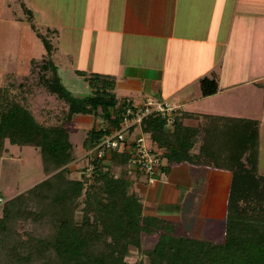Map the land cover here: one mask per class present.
Masks as SVG:
<instances>
[{"label":"trees","instance_id":"trees-1","mask_svg":"<svg viewBox=\"0 0 264 264\" xmlns=\"http://www.w3.org/2000/svg\"><path fill=\"white\" fill-rule=\"evenodd\" d=\"M44 48L49 53L46 42ZM31 64L35 85L64 109L52 122H39L30 111L28 91L23 96L0 87V156L6 144L32 147L43 176L2 204L0 264H264V176L255 171V121L205 117L189 127L183 123L189 115L177 113L169 125L157 114L141 121V131L161 151V173L179 164L230 172L222 241L191 238L174 222L143 214L134 191L140 176L126 174L129 154L110 152L107 161L92 162L89 177L84 168L77 178L71 176L68 167L76 158L68 127L72 117L92 120L81 135V152L120 128L114 77L75 69L71 73L77 79L67 90L65 74L48 60ZM198 87L201 97L213 95L214 75L202 77Z\"/></svg>","mask_w":264,"mask_h":264},{"label":"crops","instance_id":"crops-1","mask_svg":"<svg viewBox=\"0 0 264 264\" xmlns=\"http://www.w3.org/2000/svg\"><path fill=\"white\" fill-rule=\"evenodd\" d=\"M240 2L236 17L237 0L232 5L231 0H119L112 10L113 28L108 29L102 23L106 8L95 18L101 23L94 34V61H103L95 67L100 74L114 77V89L131 91L136 98L129 99L132 103L147 98L172 103L177 106V114L189 115L183 119L186 126L196 127L205 117L255 121L258 145L255 171L264 176L261 172L264 137L259 134L264 133V128L260 129L264 127L261 106L252 109L257 115L255 120L220 114L225 106L236 101L231 95L234 90L239 102L256 97L257 105L262 100L264 103V86L247 87L264 78V0ZM252 6L254 22L246 16ZM90 11L94 15L95 8ZM236 31L239 35L233 40ZM122 52L128 59L125 64L118 62ZM155 54L159 57L158 64L149 65ZM139 56L144 59L142 63L136 62ZM226 56L232 61L238 56V64L227 63ZM76 69L82 71L81 67ZM212 73H216L217 90L213 95L201 97L198 81ZM151 93L158 98H152ZM212 98H217L214 102L217 108L209 101ZM173 100L188 105L190 111L181 110ZM212 108L215 112L208 110ZM90 122L87 116H74L69 126L75 130L89 129L86 125ZM229 181L230 172L226 170L179 164L172 165L166 174L161 173L152 185L140 176L134 191L142 200L143 214L174 223L184 216L187 234L196 237L204 219L224 221Z\"/></svg>","mask_w":264,"mask_h":264},{"label":"rangeland","instance_id":"rangeland-1","mask_svg":"<svg viewBox=\"0 0 264 264\" xmlns=\"http://www.w3.org/2000/svg\"><path fill=\"white\" fill-rule=\"evenodd\" d=\"M118 1L119 0H0V87L8 88L12 93L20 92L23 96L26 91H28V105L32 115L37 121L50 123L53 120V116L59 117L61 111L64 109V105L61 101L48 95L35 85L37 73L31 61L40 63L42 59L48 60L57 70L61 71L59 72L60 75L65 74L62 81L67 90L70 89V86H72L77 79L71 73L77 67H81L82 71L85 72L100 71L95 66L101 65L103 61L101 59H99V61H94V45L96 42L94 34L96 30H100L99 24L101 22L98 23V21L95 20L101 16L102 10L106 8L102 23L106 25L108 29L113 28L112 19L114 11L112 10L113 6L116 7L118 5ZM237 1L238 4L234 12L236 17L239 16L238 9L242 4L240 0ZM232 3L233 0H231L230 4L232 5ZM102 4H104L105 7L102 6ZM94 8V15L91 16L92 13L90 10ZM254 9L255 8L252 6L248 8L249 12L246 13V16L252 17L253 22L255 18ZM238 35L236 31L234 37H232L233 40H237ZM44 42L50 47L49 53L44 48ZM143 60L144 59L140 56L136 58V62L142 63ZM225 60L230 64H238L239 62L238 56H234V61H232L229 56H226ZM158 61L159 57L155 54V59L149 61V65L155 66L158 64ZM118 62L120 64L127 63L128 59L126 54L122 52ZM220 63L222 64V61H220ZM251 64H253V61ZM215 74L216 73H212L211 75H214L216 78ZM11 85L13 88H10ZM258 86H264V78H260L253 85L247 87L248 89H254ZM113 93L118 102L124 99L129 100L131 97L136 99L131 91H126L122 88L116 87ZM231 95L236 98V101L225 106L222 111L216 109L220 111V114H228L231 116L241 115L245 118L255 120L257 115L255 112H252V109L255 108L257 110V107L261 106L260 109L264 111L262 97H259L262 100L261 104L257 105L258 103L255 101L256 97L254 100L248 98L244 103L242 101L239 102L235 90L232 91ZM151 96L155 99L158 98V95L154 93H151ZM216 99L217 98H212L209 100L213 102L215 108H217V105L214 104V102H217ZM173 101L178 104L177 101ZM220 101L221 100L218 102ZM179 106L183 111H190L188 105ZM208 110L215 112L213 108ZM48 115H50L49 118ZM88 118L91 120L90 117ZM91 124L92 120L89 124L90 126L86 125L87 128H90ZM68 127L70 139L76 153L75 160L70 163L68 168L72 174V178H77L79 175L78 169H83L85 166V161L82 156L86 151L81 152L80 150L81 135L88 129L75 130L69 125ZM262 128L264 127H260V129ZM136 131L137 130H135V132ZM259 134L263 135L262 138L264 137V133L260 132ZM144 137L147 140V135H144ZM261 143V161H264V140H262ZM105 161H107V158L104 162ZM192 171L194 170L192 169ZM261 172L264 173V165ZM90 173H85V178L89 177ZM42 178L41 160L38 152L34 148L17 147L6 144L0 156V197L3 201L25 191L39 182ZM183 220H186V218H184V216L181 218L180 216V220L176 221L175 224L177 225V231L185 234L184 231L186 232V229ZM223 228L224 221L204 219L200 234L191 238L202 239L212 243H220L223 238L221 237ZM187 233L188 232H186V235L189 236ZM136 256V253L132 252V257L129 260L131 262L136 261Z\"/></svg>","mask_w":264,"mask_h":264},{"label":"built area","instance_id":"built-area-1","mask_svg":"<svg viewBox=\"0 0 264 264\" xmlns=\"http://www.w3.org/2000/svg\"><path fill=\"white\" fill-rule=\"evenodd\" d=\"M176 111L177 107L167 101L149 98L137 104L127 99L121 101L120 128L105 135L94 147L83 154L84 175L91 172L94 160L104 161L110 152L126 153L130 155L126 174L128 176L138 174L148 185L155 183L161 174L159 169L162 166L161 151L151 146L148 137L147 140L145 139L140 124L147 116L157 114L169 125ZM3 202L0 197V211Z\"/></svg>","mask_w":264,"mask_h":264}]
</instances>
